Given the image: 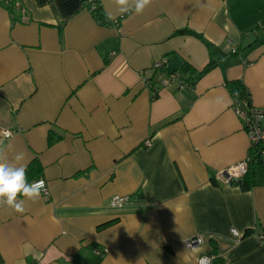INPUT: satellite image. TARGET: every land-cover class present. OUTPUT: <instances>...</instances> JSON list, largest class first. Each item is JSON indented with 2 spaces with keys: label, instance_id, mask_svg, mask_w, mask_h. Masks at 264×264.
<instances>
[{
  "label": "crops",
  "instance_id": "1",
  "mask_svg": "<svg viewBox=\"0 0 264 264\" xmlns=\"http://www.w3.org/2000/svg\"><path fill=\"white\" fill-rule=\"evenodd\" d=\"M97 5L0 0V141L49 191L24 213L0 207V264H264V160L247 190L214 177L250 152L227 83L264 110V0ZM172 72L188 85L161 87Z\"/></svg>",
  "mask_w": 264,
  "mask_h": 264
},
{
  "label": "built area",
  "instance_id": "2",
  "mask_svg": "<svg viewBox=\"0 0 264 264\" xmlns=\"http://www.w3.org/2000/svg\"><path fill=\"white\" fill-rule=\"evenodd\" d=\"M98 2L99 0H86V5L91 12H95ZM230 51L231 52L236 51L234 46L231 45ZM166 62H167V59L165 56H163L152 64L151 69L152 70L159 69L163 67L164 64H166ZM143 73L144 72H141L142 79L146 81V83L149 84V81L147 80L146 77L143 76ZM173 81L178 82L183 87L188 85V83L184 79H182L179 73L172 72L160 80V86L166 87ZM150 95L152 97H157L158 87L151 88ZM232 108L243 122L244 130L250 140V149L252 148V146H254L255 144L259 142L264 143V122H262L264 121V110L253 106L252 103L248 104V101L246 100V98L245 99L244 98L243 99L232 98ZM9 134H11L10 130L6 129L3 131V135L5 138L9 137ZM261 157L264 158V151H262ZM252 161H253L252 157L248 153V156H246L244 160L232 166H229L223 170H218L215 173V178L221 179L224 184H229L230 180L234 178L242 177L248 171L249 166ZM39 180H43V179H38L35 181H39ZM48 193H49L48 187L45 182V190H43L41 194L48 195ZM127 198H128L127 195H115L110 200V206L112 208H120L126 202ZM230 232L234 238L239 239L242 236L234 228H232ZM204 237H205L204 235L190 236L184 239V246L188 249L195 248L203 242ZM258 238L261 244H264V232L259 233ZM215 258H216L215 255H200L196 260V264H214Z\"/></svg>",
  "mask_w": 264,
  "mask_h": 264
},
{
  "label": "clouds",
  "instance_id": "3",
  "mask_svg": "<svg viewBox=\"0 0 264 264\" xmlns=\"http://www.w3.org/2000/svg\"><path fill=\"white\" fill-rule=\"evenodd\" d=\"M152 2L153 0H113L119 12L134 11L137 15H141ZM43 190V180L29 183L27 179L26 154L17 152L10 158L7 147L0 141V207L24 213L26 201H38Z\"/></svg>",
  "mask_w": 264,
  "mask_h": 264
},
{
  "label": "trees",
  "instance_id": "4",
  "mask_svg": "<svg viewBox=\"0 0 264 264\" xmlns=\"http://www.w3.org/2000/svg\"><path fill=\"white\" fill-rule=\"evenodd\" d=\"M97 7H98V5H97ZM97 7L95 9V12H97V10H98ZM95 16H96V20L101 22L100 17L97 14H95ZM184 33H192V31H190L186 28H182V29L176 30V32H175V34H184ZM236 52H237V50L235 52H231V53L236 54ZM165 65L166 64H164V66ZM212 66H213V61L210 60L200 73H203V72L209 70ZM227 87L229 89V92H230L232 98H235V99H243V98L245 99L246 98V100L248 101V104L249 103L251 104L249 92L245 88V86L243 85L241 80L230 81L227 83ZM154 98H156V97H152V99H154ZM57 139H58L57 136L50 134L48 137V143H53ZM262 151H264V143L259 142V143L255 144L254 146H252V148L250 149L249 155H251L253 161L251 162L248 171L242 177L234 178V179L230 180L229 181L230 185L238 186L242 190H247L251 187V185H252V180L250 177L251 176V170L255 164L264 160V158L261 157ZM37 166H38V163L36 161H32L27 166V172L30 171L31 169L37 167ZM214 177L212 176L210 178L213 183H215V180H216Z\"/></svg>",
  "mask_w": 264,
  "mask_h": 264
}]
</instances>
